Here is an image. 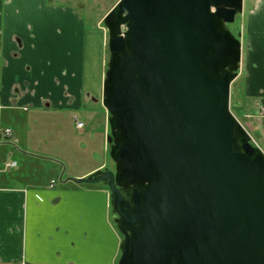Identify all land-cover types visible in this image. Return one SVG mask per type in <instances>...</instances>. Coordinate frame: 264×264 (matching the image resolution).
Segmentation results:
<instances>
[{
    "label": "water",
    "instance_id": "95a60500",
    "mask_svg": "<svg viewBox=\"0 0 264 264\" xmlns=\"http://www.w3.org/2000/svg\"><path fill=\"white\" fill-rule=\"evenodd\" d=\"M243 2L120 0L104 18L115 170L74 182L108 187L118 264H264V151L230 108Z\"/></svg>",
    "mask_w": 264,
    "mask_h": 264
},
{
    "label": "crops",
    "instance_id": "0c3cea01",
    "mask_svg": "<svg viewBox=\"0 0 264 264\" xmlns=\"http://www.w3.org/2000/svg\"><path fill=\"white\" fill-rule=\"evenodd\" d=\"M243 5L242 72L231 98L239 112L247 107L256 115L259 104L264 105V0H244ZM74 23L47 14L37 0H0V115L5 125L9 121L3 111L25 106L48 108L60 117L55 118L59 123L76 117L84 123L78 129L82 134L89 130L92 137L102 136L106 153L107 36L99 22L92 30L78 20ZM251 131L259 134L264 151V131L259 125ZM13 141L15 147L21 142ZM10 146L14 144L0 145V264H118L123 238L109 190L73 181L105 169L107 160L98 155L88 172L58 186V175L37 181L18 174V165L6 170V164L14 162L8 159Z\"/></svg>",
    "mask_w": 264,
    "mask_h": 264
},
{
    "label": "rangeland",
    "instance_id": "374dc122",
    "mask_svg": "<svg viewBox=\"0 0 264 264\" xmlns=\"http://www.w3.org/2000/svg\"><path fill=\"white\" fill-rule=\"evenodd\" d=\"M119 1L37 0V6L47 14L70 19L75 26L77 24L74 23V20H78L83 27L85 26V29L92 30L97 27L98 22L101 28L105 27L104 17ZM48 6L54 11L47 8ZM243 16L237 15L235 22L227 25V28L236 37L240 36ZM52 26L57 27L54 24ZM105 32L107 33V31ZM43 57L46 58V56ZM106 59L107 72L109 61L107 39ZM238 84H235V90L238 88ZM230 108L247 132L249 131L252 142L260 148L259 134L251 131L252 126L258 125L256 116L249 117V115H254L251 113L253 110L246 107L245 110L239 112L240 107L236 104L235 97L231 98ZM50 111L45 107L40 110L30 107L27 112L17 109L3 111V119L5 117V121H9V126L15 129L14 139L21 140L16 147L14 141L11 142L14 146H10L11 156L8 157L9 160L18 163V168L15 170L18 174L29 179L35 177L37 181L45 179L48 181L50 177L58 175L55 182L58 186H62V180L73 179L76 175L88 172L94 167L99 161L98 155L107 160L108 167L106 169L115 170V162L110 151L105 153L102 136L94 133L92 137L89 130L82 134L70 118L62 120L61 123L56 122V119L60 117L53 116ZM245 114L246 116H244ZM248 123L251 125L248 126Z\"/></svg>",
    "mask_w": 264,
    "mask_h": 264
},
{
    "label": "built area",
    "instance_id": "2783aa9c",
    "mask_svg": "<svg viewBox=\"0 0 264 264\" xmlns=\"http://www.w3.org/2000/svg\"><path fill=\"white\" fill-rule=\"evenodd\" d=\"M24 110H27L26 108ZM256 121L260 124L264 131V105H259L258 107V112L255 117ZM84 126L83 123L78 122L77 127L82 128ZM14 135V131L10 127H5L2 125L1 120H0V144L4 141H9L12 139ZM17 166L16 162L12 163H7L6 164V169H12Z\"/></svg>",
    "mask_w": 264,
    "mask_h": 264
},
{
    "label": "flooded vegetation",
    "instance_id": "af4514ba",
    "mask_svg": "<svg viewBox=\"0 0 264 264\" xmlns=\"http://www.w3.org/2000/svg\"><path fill=\"white\" fill-rule=\"evenodd\" d=\"M0 109L3 110L4 108L2 106H0Z\"/></svg>",
    "mask_w": 264,
    "mask_h": 264
}]
</instances>
